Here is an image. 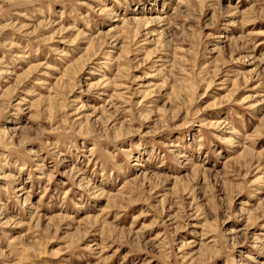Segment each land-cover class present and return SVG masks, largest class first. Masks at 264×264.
I'll return each instance as SVG.
<instances>
[{
    "label": "rangeland",
    "instance_id": "374dc122",
    "mask_svg": "<svg viewBox=\"0 0 264 264\" xmlns=\"http://www.w3.org/2000/svg\"><path fill=\"white\" fill-rule=\"evenodd\" d=\"M0 264H264V0H0Z\"/></svg>",
    "mask_w": 264,
    "mask_h": 264
}]
</instances>
